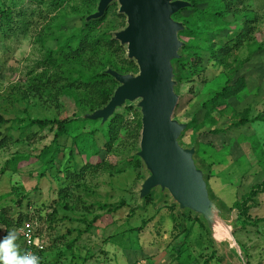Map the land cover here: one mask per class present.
I'll return each mask as SVG.
<instances>
[{"label":"rangeland","instance_id":"374dc122","mask_svg":"<svg viewBox=\"0 0 264 264\" xmlns=\"http://www.w3.org/2000/svg\"><path fill=\"white\" fill-rule=\"evenodd\" d=\"M247 6L259 19L256 34L224 64L215 56L244 23H207L199 25L197 35L182 37L192 48L184 51L187 58L179 66L181 98L175 113L176 119L193 122L182 144L197 142V157L209 171L213 196L230 212V223L238 218L235 204L255 194L247 201L248 216L242 217L247 225L234 232L242 253L213 243L199 220L182 218L168 199L159 201L155 194L152 204L138 208L144 171L134 159L139 149L134 132L141 119L136 107L119 110L121 129L109 146L108 130L97 123L70 124L68 134L58 140L54 167L46 166L41 155L53 144L56 130L40 129L30 120H64L84 107L75 92L53 98L32 91L30 82L41 73L47 51L40 36L48 35L47 26L60 14L65 16L64 32L79 27L86 15L82 0H0V11H27L32 23L10 40L0 33V115L5 120L0 142L7 139L0 150V238L15 230L19 249V229L29 226L46 241L45 264H263L264 122L252 120L264 115V0H251ZM116 10L111 9L102 28H121ZM184 63H189L186 68ZM239 78L245 86L230 100V109L207 119L204 104ZM245 117L250 122L237 126ZM19 156L27 158L15 172L8 162ZM65 170L81 179L66 180ZM64 184L70 195L62 200ZM25 195L30 206L25 202L21 208L18 200ZM100 205H108L111 212ZM21 213L32 217L19 227ZM217 232L219 238L231 239L229 229Z\"/></svg>","mask_w":264,"mask_h":264},{"label":"water","instance_id":"95a60500","mask_svg":"<svg viewBox=\"0 0 264 264\" xmlns=\"http://www.w3.org/2000/svg\"><path fill=\"white\" fill-rule=\"evenodd\" d=\"M114 4L118 14L126 17V26L113 32L114 39L125 48L126 59L136 64L138 72L124 74L108 68L104 74L118 83L112 98L103 108L75 119L103 128L119 110L136 107L142 129L134 157L142 162L145 175L138 191V208L151 195L156 194L159 201L168 199L180 215L190 213L199 218L213 243L242 253L234 238L238 218L230 223V212L213 196L209 171L197 157V142L191 147L182 144L192 121L175 118L181 98L177 63L187 46L180 37L186 25L175 16L193 5L186 0H99L86 23L105 18ZM224 228L229 229L231 239L219 238L217 230Z\"/></svg>","mask_w":264,"mask_h":264},{"label":"trees","instance_id":"16d2710c","mask_svg":"<svg viewBox=\"0 0 264 264\" xmlns=\"http://www.w3.org/2000/svg\"><path fill=\"white\" fill-rule=\"evenodd\" d=\"M58 1L59 0H55V2ZM186 1H189L193 7L191 9L184 10L175 16L176 20L182 21L186 25V31L180 34L181 39L182 37L190 38L197 35L200 31L199 25H205L207 23H223L224 26H234V24L237 22L244 23L243 28L240 29V32L236 38L233 39L231 43H227L219 55L215 56L218 63H226L228 58L231 57L236 51H240L243 46L246 44L250 45L252 43L254 35L256 34L259 19L253 11L248 9L247 4L251 0ZM98 2L99 0H82L86 15L82 18L81 25L74 30L70 32L63 31L65 29L66 21L65 16L60 14L58 17H56V19H54L53 22H55V24H49L47 26V30L49 32L48 35L44 34L40 36L41 43L47 51L45 58L41 62V73L36 74L31 78V90L40 95L49 94V96H53V98L61 95L64 91L75 92L78 94L80 104L85 109H81L77 114H75V116L64 120H30L31 125L38 126L40 129L50 128L51 130H56L53 144L51 147L46 148L43 151L44 154L42 153L43 155H41V158H45L46 166L48 168L54 167L56 155L60 153L58 140L62 136L68 134V126L72 123L89 122L79 121L75 119V117L81 113L94 112L103 108L112 98L118 83L111 76L105 75L104 72L108 68H112L124 74L138 72L136 64L126 59L125 48L121 47L120 43L116 41L113 36V32L121 30L126 26V17L118 14L117 4H114L110 7L105 18L86 23V17L96 11ZM113 7L117 8L115 14L118 18L123 20V23L121 28L108 31L102 27ZM31 16H34V13H31ZM28 18V13L24 10L14 11L12 9H8L6 11H0V33L5 39L10 40L20 32H27V30L31 28L30 26H32V23L28 21ZM49 44L52 46L48 47L47 45ZM186 44L187 46L182 51V55L184 57L177 63L178 70L180 63L186 61L187 58L186 55H184V51L190 50L192 48L189 43L186 42ZM197 62L201 61L199 60ZM188 64L189 63H184L182 65L183 68H186ZM244 86L245 81L243 78H239L235 82L228 81L227 85L220 93L216 95V97L204 104L207 110L206 118H214V114H216V116H221L224 111L230 109V100L237 97ZM127 108L134 109L133 107ZM18 120L23 121V119ZM252 121L264 122V115H259ZM4 122V117L0 115V128L3 124H5ZM121 122L120 116L117 113L102 128V130H108L109 142L107 146H109V144L111 145L114 140L117 139L121 129L118 124ZM249 122L250 119L245 117L236 125L240 126ZM192 124L193 122L191 125ZM141 129L142 125L140 119L137 129L134 132L139 139ZM6 145L7 139H3L0 142V150L5 148ZM53 145H55V148L57 147L56 150H54L55 148L52 149ZM72 157L73 151H70V158L72 159ZM26 158L27 157L19 156L9 161L8 164L10 163L13 170L16 172L18 170L19 162L25 160ZM134 159H136L142 166V162L139 158L134 157ZM68 170L63 171L66 180L81 179L77 174L74 175L73 173L71 175ZM144 177L145 175L143 178ZM77 186H80L79 183ZM262 190L264 192V188ZM16 192L18 191L16 190ZM69 195V187L64 184V187L60 191L61 199L65 200ZM254 195L255 194H251L249 197H245L242 203L237 202L233 207V209L238 211L237 226L242 225L245 227L247 225V221L242 220V217L248 216L250 209L247 205V201H252L250 198L254 197ZM29 200L30 198L28 195L22 196L21 199L18 200V205L23 208L24 203L28 202L27 206H30ZM154 201V195H151L145 200V205L152 204ZM121 204L124 205V203ZM59 205L60 204H58V206ZM64 206L66 209H69L67 204ZM100 208L102 210H108L109 213L112 210L108 205H100ZM172 208L176 209L175 206ZM54 210V212H56V209ZM31 217L32 216L30 214L21 213L16 225L20 227L23 221L30 220ZM181 217L194 219L190 213L182 214ZM195 220H199L207 234L210 235L204 223H202L199 218ZM79 232L83 233V231ZM240 247L243 249L241 245Z\"/></svg>","mask_w":264,"mask_h":264},{"label":"clouds","instance_id":"9594fccd","mask_svg":"<svg viewBox=\"0 0 264 264\" xmlns=\"http://www.w3.org/2000/svg\"><path fill=\"white\" fill-rule=\"evenodd\" d=\"M17 232L9 231L0 238V264H40V257L31 252L21 253L18 249Z\"/></svg>","mask_w":264,"mask_h":264},{"label":"built area","instance_id":"2783aa9c","mask_svg":"<svg viewBox=\"0 0 264 264\" xmlns=\"http://www.w3.org/2000/svg\"><path fill=\"white\" fill-rule=\"evenodd\" d=\"M19 235L21 239V245L19 246L20 252L27 253L31 252L40 257V264L43 263V253L46 251V241L41 235L34 233L29 227H23L19 229Z\"/></svg>","mask_w":264,"mask_h":264}]
</instances>
